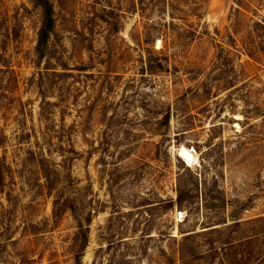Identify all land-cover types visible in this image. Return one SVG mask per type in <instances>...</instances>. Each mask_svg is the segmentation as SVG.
Listing matches in <instances>:
<instances>
[{
  "label": "rangeland",
  "instance_id": "1",
  "mask_svg": "<svg viewBox=\"0 0 264 264\" xmlns=\"http://www.w3.org/2000/svg\"><path fill=\"white\" fill-rule=\"evenodd\" d=\"M50 2L38 60L0 0V264H264V0Z\"/></svg>",
  "mask_w": 264,
  "mask_h": 264
},
{
  "label": "trees",
  "instance_id": "2",
  "mask_svg": "<svg viewBox=\"0 0 264 264\" xmlns=\"http://www.w3.org/2000/svg\"><path fill=\"white\" fill-rule=\"evenodd\" d=\"M33 4L39 9L41 15L40 27L37 32V40L35 46V54L37 59H42L47 51L48 43L54 32V15L53 6L50 0H33ZM4 140V136L0 135V145ZM179 201V200H178ZM54 209L56 208V202L53 203ZM55 215V210H54ZM83 233L80 250H84L86 247V232L80 228Z\"/></svg>",
  "mask_w": 264,
  "mask_h": 264
},
{
  "label": "bare ground",
  "instance_id": "3",
  "mask_svg": "<svg viewBox=\"0 0 264 264\" xmlns=\"http://www.w3.org/2000/svg\"><path fill=\"white\" fill-rule=\"evenodd\" d=\"M179 157L187 166H192L195 163V160L192 155H190L187 150L181 148L179 151Z\"/></svg>",
  "mask_w": 264,
  "mask_h": 264
}]
</instances>
